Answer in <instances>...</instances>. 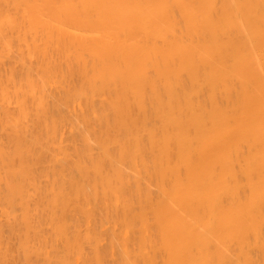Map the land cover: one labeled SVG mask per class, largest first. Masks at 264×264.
Listing matches in <instances>:
<instances>
[{"label":"bare ground","instance_id":"obj_1","mask_svg":"<svg viewBox=\"0 0 264 264\" xmlns=\"http://www.w3.org/2000/svg\"><path fill=\"white\" fill-rule=\"evenodd\" d=\"M0 264H264V0H0Z\"/></svg>","mask_w":264,"mask_h":264}]
</instances>
